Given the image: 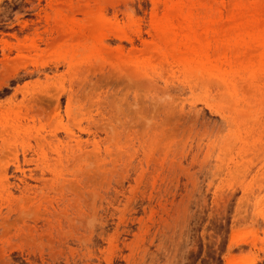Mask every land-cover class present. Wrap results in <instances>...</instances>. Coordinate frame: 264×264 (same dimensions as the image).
<instances>
[{"label":"rangeland","instance_id":"374dc122","mask_svg":"<svg viewBox=\"0 0 264 264\" xmlns=\"http://www.w3.org/2000/svg\"><path fill=\"white\" fill-rule=\"evenodd\" d=\"M261 35L264 0H0V264H264Z\"/></svg>","mask_w":264,"mask_h":264},{"label":"bare ground","instance_id":"6f19581e","mask_svg":"<svg viewBox=\"0 0 264 264\" xmlns=\"http://www.w3.org/2000/svg\"><path fill=\"white\" fill-rule=\"evenodd\" d=\"M175 9H176V7H175ZM169 13H171V9L169 10ZM261 38H260V40H259V45H261V46H263L264 47V36H260ZM258 45V46H259ZM260 48H262V47H260ZM190 54H191V56L193 57L191 60L190 59H188V60H190L191 62H193L195 65H197V66H200V67H204V66H213V62H212V60H211V58L210 57H208L207 55H205V54H203V58L197 53V50L196 49H191L190 50ZM189 61V62H190ZM190 62V63H191ZM193 63H192V65H193ZM190 65V64H189Z\"/></svg>","mask_w":264,"mask_h":264}]
</instances>
